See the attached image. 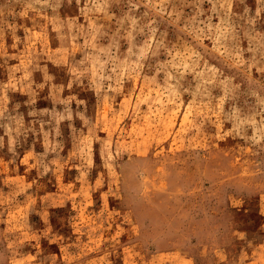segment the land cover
<instances>
[{
  "label": "clouds",
  "instance_id": "9594fccd",
  "mask_svg": "<svg viewBox=\"0 0 264 264\" xmlns=\"http://www.w3.org/2000/svg\"><path fill=\"white\" fill-rule=\"evenodd\" d=\"M170 133L182 151L155 155ZM166 156L196 169L179 196L144 180ZM0 166V264L150 259L144 208L193 196L184 221L246 264L264 244V0H0Z\"/></svg>",
  "mask_w": 264,
  "mask_h": 264
},
{
  "label": "rangeland",
  "instance_id": "374dc122",
  "mask_svg": "<svg viewBox=\"0 0 264 264\" xmlns=\"http://www.w3.org/2000/svg\"><path fill=\"white\" fill-rule=\"evenodd\" d=\"M124 131L125 129L122 128L121 132L123 133ZM134 131H136L135 125L128 129V134L132 135ZM142 132L143 128L137 134L139 135ZM178 133L179 129H177V135ZM177 135L170 133L157 138L156 144L161 146L154 154H175L181 152L183 142L177 139ZM122 143L131 144L132 142L122 141ZM135 147L138 152L145 154L151 151L152 145L149 143L148 135H145L144 139L136 141ZM169 160H171L170 164ZM231 164L233 169H239V175L247 174L248 169L245 162L239 156L235 157ZM2 167L0 166V170H2ZM21 172H23V169ZM195 173V167L189 164L187 160L175 156H166L154 168L149 170L144 180L149 190L155 192L169 189L171 181L173 190L169 192V196H179L183 191L181 185L191 182L195 177ZM9 174L11 175L10 170ZM195 191L193 189V192ZM200 207L201 201L197 196L180 202H173L170 199L154 200L150 206L144 208V214L152 221L149 235L156 239L157 251L150 259L145 260L139 246L126 245L120 250L123 264H193V257L196 264H221V256L223 255L221 249L215 245L210 248L205 242L209 232L208 226L195 220L190 219L186 222L183 219L185 216L191 217L195 215ZM131 227L134 229L135 225L133 224ZM118 228L128 231L127 226L118 220L113 225L111 235H117ZM193 236L196 237L195 241H192ZM122 240H127V236L122 237ZM53 251H55V246ZM246 256V264H264V244H258L247 250ZM27 261L28 257H24L17 264H27Z\"/></svg>",
  "mask_w": 264,
  "mask_h": 264
}]
</instances>
